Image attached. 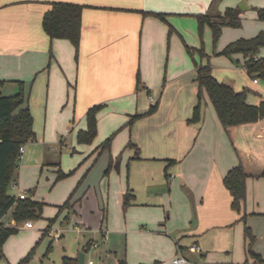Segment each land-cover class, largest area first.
Returning <instances> with one entry per match:
<instances>
[{
  "label": "crops",
  "instance_id": "0c3cea01",
  "mask_svg": "<svg viewBox=\"0 0 264 264\" xmlns=\"http://www.w3.org/2000/svg\"><path fill=\"white\" fill-rule=\"evenodd\" d=\"M54 1L83 5L78 47L45 31L44 14ZM229 7H239L242 17L252 5L251 0H0V93L23 91L24 104L44 115L45 127L62 130L70 123L77 131L86 128L89 107L104 104L97 134L114 132L109 148L114 155L100 180L101 199L94 188L77 200L69 196L64 207L79 215L83 199L94 194L92 211L103 233L107 224L128 245L132 239L145 242V251H128L131 264L132 256L134 264H173L180 255L188 259L182 264H260L250 247L264 256V117L225 128L204 91L200 119L189 121L198 103L199 63L235 89L248 88V102L264 100V81L250 74L245 55L219 53L243 35L232 29L242 25L223 27L220 37L226 33L230 39L222 38L216 54L205 51L197 61L199 52L191 53L193 59L187 53L188 45L203 42L198 14H224ZM221 64L230 72L220 73ZM155 102L157 109L147 113ZM136 113L146 114L129 122ZM238 164L247 173L240 209L224 183ZM6 222L18 226L14 219ZM247 225L258 241L246 235ZM48 231L47 226L43 234ZM105 242L116 264H128L125 247L118 255L120 248ZM85 247L83 264L87 250H98L100 243L89 239ZM80 252L66 255L79 259Z\"/></svg>",
  "mask_w": 264,
  "mask_h": 264
},
{
  "label": "rangeland",
  "instance_id": "374dc122",
  "mask_svg": "<svg viewBox=\"0 0 264 264\" xmlns=\"http://www.w3.org/2000/svg\"><path fill=\"white\" fill-rule=\"evenodd\" d=\"M251 5L252 8L242 15V26L232 28L243 34L238 38L252 37L264 31V19L259 17V9L264 7V0H251ZM197 27L198 32H200L199 23ZM207 28V24H204L203 32H201L203 42L200 45L204 47L206 52L214 50L216 54L222 38L229 40L230 37L223 33L221 37L215 40L212 35H208ZM186 50L193 59V54L188 49ZM196 59L200 61V53H197ZM210 63H214V59H211ZM220 67V73L230 72L231 68L225 64H221ZM243 77L246 78L247 76ZM259 79L264 81L262 76H259ZM29 107L31 106L29 105ZM60 108L62 110L64 107L61 106ZM33 112L37 139L28 140L24 143L25 153L20 157L16 173L19 185H14L11 182L8 185V192L16 195L20 192V186L28 197L44 201L43 212L41 216L31 218L35 225L33 228L25 227V221L18 223L19 230L12 234L4 244L5 255L0 259V264H18L29 253H31L29 259L23 264H62L64 255L82 251L86 248L85 245L89 239L98 240L100 247L98 250L95 248L87 250L85 264L117 263L115 251L112 253L107 251L108 243L105 241H110L111 247L116 250L120 248L117 252L118 255L123 252L125 247L127 262L131 264L128 251L131 250L132 253L133 249L145 251V242L132 239L129 240L128 245L126 236L122 237L117 230L110 231L109 226L106 227L107 224L103 228L105 230L103 233L97 224L96 214L92 211L95 204L94 194H88V198L83 199V204L79 205L78 208L79 215H75L70 208L64 207L69 196L72 197V200H77L87 190L94 192V188L97 190V197L101 199L103 186H101L100 180L102 174H105L104 170L114 153L110 149L102 150L100 145L108 135H112L114 132H110L101 138L97 134L92 142L80 143L77 138L78 128H73L74 123H70L69 128H67L68 124H65L63 130L57 127L53 129L51 124L45 127L44 115L39 116ZM60 171L66 172L67 175L59 178ZM11 212L12 209L6 215V221L12 219ZM82 223L84 226L81 225ZM258 225L259 222L254 228L256 235H259ZM47 226L53 235L59 233L60 237L55 238L48 232L43 234ZM260 231V233H264V223L261 224ZM258 240L259 236H256L255 242ZM90 259L93 260V263H89ZM134 261L135 258L132 256V264Z\"/></svg>",
  "mask_w": 264,
  "mask_h": 264
},
{
  "label": "trees",
  "instance_id": "16d2710c",
  "mask_svg": "<svg viewBox=\"0 0 264 264\" xmlns=\"http://www.w3.org/2000/svg\"><path fill=\"white\" fill-rule=\"evenodd\" d=\"M83 5L74 2L54 1L52 7L44 14V29L51 39L65 38L71 40L77 47L80 43L82 28ZM239 7H229L224 14L213 15L210 12L199 13L200 28L209 23L213 29L214 39H218L222 29L226 25L241 26L242 17ZM259 17L264 18V8L259 9ZM189 52L197 51L201 56L205 55L204 47L187 46ZM264 48V31L252 37H240L229 42L219 53L231 55L242 52L246 57V63L250 74L254 77H264V56H260ZM196 80L198 82V103L194 108L189 121L200 119L201 102L203 92L206 91L219 115L225 128L245 122L257 121L264 117V100L260 103H250L247 100L248 88L237 90L230 83L219 80L213 73L210 65L198 64ZM23 91L13 95L0 93V259L5 255L4 244L7 239L19 228L16 224L6 222L5 217L9 210L13 209L12 219L16 223L31 220L42 215L44 201L32 199L28 196L22 198L8 192V185L17 182L16 173L19 167L20 146L28 140L36 138L34 129V117L28 104H24ZM104 106L103 103L95 104L86 112L87 127L78 131L80 143L92 142L98 133V112ZM158 107L155 102L149 112H154ZM146 113H136L131 116L129 122ZM109 135L100 145L102 150L109 149L113 139ZM64 171L59 172V178L66 176ZM264 175V172H263ZM247 173L242 164H238L228 171L224 177L225 185L230 189L236 209L241 208V202L245 199ZM70 197L64 205H68ZM130 203L129 195L125 196L124 206ZM63 205V206H64ZM106 217H103V220ZM49 228V226H48ZM246 235L253 241L254 234L250 226H246ZM249 253L256 258V262L264 264V256L249 248ZM31 253L21 259L18 264H23ZM62 264H79V259L68 255L62 258ZM121 264H126L125 260ZM146 264V263H142Z\"/></svg>",
  "mask_w": 264,
  "mask_h": 264
},
{
  "label": "built area",
  "instance_id": "2783aa9c",
  "mask_svg": "<svg viewBox=\"0 0 264 264\" xmlns=\"http://www.w3.org/2000/svg\"><path fill=\"white\" fill-rule=\"evenodd\" d=\"M256 80H257V78L255 79V81ZM24 151H25V144L20 146V151H19L20 152V157H22ZM13 183H14V185H17V182L14 181ZM18 196H20L22 198H25L27 196V194H26V192H23L22 191V192L19 193ZM26 224H27V226H32L33 225V222L31 220H27L26 221ZM9 226H11V224H9ZM48 233L53 235V233L51 231H48ZM53 236L55 238H59L60 237V234L57 233V234H54ZM191 249L192 250H200L201 249V246L200 245H192L191 246ZM187 261H188L187 257H185L183 255H180V256H177V257H175L173 259V264H182V263L187 262Z\"/></svg>",
  "mask_w": 264,
  "mask_h": 264
},
{
  "label": "water",
  "instance_id": "95a60500",
  "mask_svg": "<svg viewBox=\"0 0 264 264\" xmlns=\"http://www.w3.org/2000/svg\"><path fill=\"white\" fill-rule=\"evenodd\" d=\"M85 260V253L83 251L79 254V264H83Z\"/></svg>",
  "mask_w": 264,
  "mask_h": 264
}]
</instances>
